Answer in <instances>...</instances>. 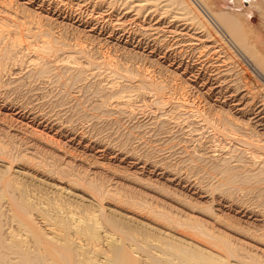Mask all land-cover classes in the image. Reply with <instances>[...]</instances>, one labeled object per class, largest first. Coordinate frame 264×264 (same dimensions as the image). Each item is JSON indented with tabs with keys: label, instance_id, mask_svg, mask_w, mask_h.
Returning <instances> with one entry per match:
<instances>
[{
	"label": "bare ground",
	"instance_id": "6f19581e",
	"mask_svg": "<svg viewBox=\"0 0 264 264\" xmlns=\"http://www.w3.org/2000/svg\"><path fill=\"white\" fill-rule=\"evenodd\" d=\"M13 1L15 0H0V80H2L3 76L9 74L11 66L14 68L17 64L23 65L25 62L27 64H32V70L30 71L31 77H33L34 80L45 77L48 79L52 76L53 71L56 72L58 70L52 65L51 60L54 59V61L59 63L58 67L56 66V62L54 66L56 68L61 67L62 70L66 67L68 72H70V75L67 74V76L69 75L67 77L62 73V76L64 75L63 77H67V79L64 78L67 80L66 83L64 79L62 80L61 74H57L58 78L61 77L58 80L56 77L57 72H54L55 77L52 78V80L54 81L56 78L57 80H55L58 83L63 81L62 83L65 82L66 84L70 81L69 84L73 85L72 83H77L80 80L83 81L86 79L87 81L90 77L93 79L95 77V80L97 79L96 73H94L93 77L90 76L91 73L87 72V70L84 71L87 67L89 71L91 70L89 67L96 66L95 68L97 69L101 64L103 66L109 64V56L106 57V55H102L103 59L98 60V58H96L98 55L95 54V56H93L92 51L87 50L84 46L82 47L78 42V44H74L73 46L66 42L61 34V36L56 35L53 28L49 27L52 23L49 25V23L45 22H51L49 20H51L52 17L50 18L49 15L43 16L42 13H36L29 9L24 3H14ZM67 2L73 3V0H58L56 3L54 1V3L57 4L55 5L56 8H59V5H66ZM83 3L86 5H92L95 9L97 7V9L101 11L104 10L103 8H108L107 11L112 10V12L117 13V6L119 5L120 10H125V13H130L131 16L136 19L143 18V16L148 14L151 17H166L167 22L175 23L173 27H175L176 24L180 25L181 32L176 25V30L175 28H173L174 30H169L171 34L173 32L177 38L184 36V40L185 36H187V41H191L189 43L190 46L194 45V47L192 46L193 48L199 46V48L204 49L202 51H200L201 49L199 50L201 54L200 56L204 53L205 57L209 52L208 57H210V61H207L210 62L212 65L211 67L215 68L214 75L216 79L214 82L218 83L216 87L217 89H220L219 92H221V89L223 88L225 90V87H228V83H230L233 86H229V89H232L231 92L234 94L231 96L232 98L234 96L237 98V94H240V92H243L244 90H246V93L244 92L245 94H242L243 97L249 96L251 101L263 97L264 93L263 95H259L253 90L256 88L255 84L258 82L257 79L264 81V72L260 69V67H263L261 64H264L262 63L264 62V56L259 52L257 45L254 42L255 39L253 41L251 36L253 37L254 35V38L256 37L258 41L263 40L264 31L260 26H257L253 22V16L259 15L260 18L264 17V0H223L221 1L223 9L221 11L219 10V12L216 10L213 11L212 8L210 9L208 7L210 5H207L209 3L206 0H79V3H74L78 7V12L80 9L84 10V8H86L83 7L86 6ZM153 26L151 25L152 28L149 27L150 30L147 35L149 37L155 36L153 38L158 42L164 41L166 43L167 39H169L167 36L168 33L165 35L166 32L163 34L162 30L156 25V27ZM184 28L186 33H184ZM146 29L148 30L147 27ZM175 36L170 38L174 39ZM26 38L29 39V42L27 40V43H25ZM30 38H32V40H30ZM176 43L177 42L174 44ZM184 43L185 42L183 41L181 42L182 45H184ZM177 44L178 45L176 46H179V42ZM185 45L187 44L185 43ZM33 51L37 55L31 59ZM60 53H64L65 56L64 54L60 55ZM59 56H62L63 58H60ZM51 57L55 58L52 59ZM117 65V71H121L123 74L114 76L115 78H112L111 82L110 79L109 83L104 79L105 77H102L105 82H101V77L98 78L101 79L98 80L99 82H92V91L96 90V94L98 93L97 90L99 87L104 91L108 90L107 92H112L114 90L110 93L112 94L110 97L104 98L101 103H96L95 107L98 112L100 111V113L102 112L103 114L108 113L109 111H112L110 109L115 105L122 110L120 112H133L134 110L132 108L134 105L131 106L130 104L133 101L132 98H134L133 95L136 92L139 96L135 95V97L153 93L152 96L154 95L155 97L154 102L156 103L157 108L159 107L160 109H164L163 107L167 108L168 106L169 108L171 107L172 110H176V108L188 105L186 102H179L180 100L174 101L172 89L175 87H172L171 89V85L168 84V82H161L163 80L160 82L157 81L149 72H147V69L143 68V70L138 67L133 69L128 67L127 69L126 66L122 67V64ZM94 67L93 69H95ZM248 70H250V72H248ZM59 71L60 70H58V72ZM63 72L66 71L64 70ZM83 72H87L84 74H87V76L90 77L83 76ZM93 72L94 71L92 70V73ZM247 73H249V75H246ZM46 78L44 80H47ZM53 81L51 82L53 83ZM86 81L85 83H87ZM210 84L213 85L212 83ZM118 85L119 89L117 88V90L115 88ZM20 86L21 83H17L15 88L19 89ZM88 86L89 83L87 87ZM62 87H65V85H62ZM128 88L129 90L133 89L136 92L133 94H126ZM115 90L119 93H116ZM120 90L122 93L125 91V94L120 93ZM114 94L120 95L116 96ZM113 99L115 101H113ZM131 99L132 101H130ZM238 100H243V98L240 96V99ZM239 102L240 101H238V104ZM132 104H134V101ZM223 109H221L222 111L220 110L221 112L217 111L216 115H218V119L216 118L214 121H211L212 119L209 120L208 116L206 117L207 113L203 115L205 119H202L208 121L209 124L212 122L215 123L214 125H211L215 127L214 129L217 133H221L223 136L234 134L236 137L237 134H239L236 138L237 140L235 139L238 146H235H237V148L240 147L239 149L242 148L243 155L242 152L240 155H235L236 151L234 152V150L232 151L234 154H217V150L214 149L212 152L213 154L210 152L206 157L204 154L194 153L192 155L193 157H190L192 160H187L194 161V164L200 162L202 167L208 170L205 173L209 178L212 177L216 179L217 177V185L226 187L227 184L229 185L227 187L230 188V191L232 190V186L237 187L239 184L245 185L244 183H246L247 187H250V189L254 188V190H257L255 187H258L259 185L257 184H260L258 188L262 187L261 191L264 192V186L261 185L264 184V142L260 139H255L257 134H259L255 132L257 127L254 129V127L250 125L249 121L253 120L252 118L248 119L249 121L247 122H245V120L242 122L243 119H241L240 122L236 121L240 118H233L235 117L233 115L235 112L233 111L234 108L232 111H225V109L223 111ZM256 109L253 110L257 111ZM262 109H264V107H262ZM81 110L83 111V109ZM168 119L170 120L171 117ZM165 121L163 120L161 125H165ZM254 121L256 122V120ZM241 122L250 129H246ZM252 124H254V122ZM258 125L261 126V123H258ZM229 137L230 135L228 138ZM233 138L234 137L232 136L231 139L233 140ZM19 141L21 142V140ZM20 148L19 142H17L14 134L11 135L8 130H4L3 128L0 129V264H264V248H260L257 242V245H255L253 244L255 242L252 243L241 237L237 238L235 235L237 232H234L238 229L236 227L237 224L234 225L235 222H233L234 220H230L231 217H227V219L225 217L226 215H223L225 213H220L222 209L219 211L218 207V209L210 207L211 205H214L215 202L209 206L207 205L208 207L205 206L206 208H202L198 207L199 204L197 205L194 202L192 204L183 199L178 200L176 196L170 194L172 197H175L172 198V201H174L175 204H172L171 201L168 203V200H166V203L162 200L163 198L158 200L159 198L156 196L158 199L155 198V200H158L156 203L158 206H156L153 201L155 206L158 207L156 208L152 207L147 199L144 200L143 206V204H141L142 202L140 204L137 201L133 202L134 200L130 202L132 199L125 201L124 198L121 197V199L123 198V200L128 204L130 203V205L134 206V204H136L141 205L144 208L149 207V210L146 209L148 211L147 213L155 218L154 221L157 219V223L151 220V222L154 223L151 224L146 222V220L144 221L143 217V220H141L134 217L132 214L129 215L118 209L104 207L102 203L103 199L108 196L113 197V194L117 193V191L113 193V187L111 188L109 185L106 186L105 180L99 181V177L93 176L92 173L89 172L93 177L87 175L89 173H84L78 170L76 168L77 166H73L75 163H64L61 161L62 158H59L60 156L53 155L54 153H52V156L50 153V155H47L45 154L46 152L36 150V147L34 148L35 150L32 151L37 155H40L39 159L41 162H39L37 158L33 161L35 158L32 155L30 158L27 157L29 155L21 153L23 151H21ZM244 148H247V151L243 150ZM65 155H67V153ZM18 159H22L24 162L26 161L25 164L27 163L28 165L30 162V166L31 164L33 166H43L45 168H43L44 170H47V172L49 171L52 176H57L58 179L59 177L66 178L68 180L67 182L70 183L71 186L73 185V188L75 186L82 188L88 196H81L78 193L75 194V191L73 193V188L70 187V185L68 186V184L66 185L64 182H61L64 181L62 180L63 178H61V181L59 179V183L52 184V186L50 183L49 185L47 182H43L44 179L42 178L43 184L47 183L49 186L53 187V190H47V186L46 188L43 187L45 190L38 188L39 184L37 182L38 185L34 184V181L32 180L35 175L32 177V172L30 173L29 171L22 170V168L15 165L18 164L17 162L15 163ZM21 161L18 162L22 163ZM197 164L195 165L196 167ZM189 166L191 165L189 164ZM192 168H194V166H192ZM49 172L47 174H50ZM196 182L197 181H195V183ZM200 182H197V184L199 185ZM195 183L193 186L197 185ZM43 184L42 186H44ZM230 184L233 185L230 186ZM81 185L84 188L81 187ZM117 185L118 184L114 186ZM200 187L202 188V186ZM207 187L202 188V192L209 194L210 189ZM215 187L213 186V189H215ZM162 188L161 190H163ZM224 190L225 189H223V191ZM227 190L228 189L226 188V192L224 191L225 194L227 193ZM258 191L260 192V189ZM167 195L169 194L167 193ZM260 196L262 195L260 194ZM263 197L264 196L261 198L263 199ZM117 198L119 199L120 197ZM152 199H154V197ZM214 199L212 200L215 201ZM150 203L153 205L152 202ZM176 203L179 206H177ZM182 203L185 204L183 205ZM186 204L189 205L186 207L187 209H184ZM262 205L264 206V199L262 200ZM180 206H183V209ZM263 210L264 209H262V211ZM200 214H204L205 218H203V215V217L200 216ZM180 228H183L184 230L181 231ZM230 228H233V230ZM240 228L241 227H239V229ZM247 228L249 229V227ZM244 229L241 228L240 230L244 231ZM248 231L242 233L246 234ZM255 232L258 234L257 230ZM249 234H251V231ZM252 236H254V239H258V236ZM262 237L263 235L261 238Z\"/></svg>",
	"mask_w": 264,
	"mask_h": 264
},
{
	"label": "rangeland",
	"instance_id": "374dc122",
	"mask_svg": "<svg viewBox=\"0 0 264 264\" xmlns=\"http://www.w3.org/2000/svg\"><path fill=\"white\" fill-rule=\"evenodd\" d=\"M17 1L15 0L13 2L24 3V5H26L29 9L35 11L36 13L40 12L43 16L49 15L50 18L52 17L51 20H49L51 22H45L49 23V25L52 23L50 26H48L50 28H53L56 35H62L63 39L69 44L74 46V44L76 45L79 43L82 47L84 46V48H86L87 50L92 51L93 56H95V54L98 55V57L96 56L98 60H102L103 56L105 55L106 57L109 56L108 58L110 59L109 64L106 66H103L101 64V66L103 67L99 65L96 69V66H92L89 67L91 70L88 71V67L84 70H87V72L91 73L92 75L90 74V76L93 77L94 73H96V80L95 77L93 79L90 76H87V74H84L87 72H83V76L90 77L88 78L89 80H80L77 83H72L73 85L69 84V81L68 84L70 86L66 84L67 80H65L70 75V72H68L66 67L64 69L66 72H63L64 70H62L61 67V69L56 68L54 65L57 62L53 59L55 57H51L53 60H50L52 61L53 67L60 71L58 72L57 70V73L53 71L52 76H48L50 78H48L49 81L46 77L45 78L47 80H44L45 78H38V80L35 79V81L34 78L31 77L30 70H32V64L30 63H28L30 64L29 66H27L28 64L26 62L25 64L23 63V65L17 64L14 68L11 66L9 74L7 76H3L2 80H0V129L3 128L4 130H8L11 135L14 134L17 142H19V147H21L20 150L23 151L21 153H24L26 155L28 154L29 156L27 157L29 158L32 155L35 158L33 161H35L37 158V160L41 162V160L39 159L40 155H37L33 152L36 149L38 151L46 152L45 154L47 155L51 154V156L52 153H54L53 155H57L58 157L60 156L59 158H62L61 161L64 163H75L76 165L73 164V166H77L76 168L78 170L84 173H92L93 176L99 177V181L105 180L106 186L109 185V187L114 188L112 189L113 193L116 191L117 193H119H114L113 197L108 196L104 198L102 201L104 207L118 209L129 215L132 214L134 215V217H137L141 220H143L144 218V221L146 220V222H149L151 224H154L153 222H156L157 219L154 221L155 218H153L152 215L147 213L148 211L146 209L149 210V207H143L145 199L148 200L149 204L152 207L158 206L156 203L161 198H163L162 200L165 202L166 200H168V203H170L171 201L172 204H175V202L172 201V198H175L172 197L173 195L176 196L178 200H187L192 204L194 202L197 205L199 204L198 207L202 208H206L215 202L214 205H211L210 207H213V209L219 208V211L220 209H222L220 213H225L223 215H226V218L231 217V219H229L231 221L234 220V225L237 224V230L245 228L244 231L240 230V232L235 230L236 228L234 226V232H237L235 234L237 238L241 237L252 243L255 242L253 244H258L260 248H264V244H262L264 243V210L262 211V209H264V206L262 205V200L264 199V197L263 199L261 198L262 196H264V192L261 191L262 187L258 188L260 184H257L259 186L255 187L257 188V190H254V188L250 189V187H247L246 183H244L245 185L239 184L237 187L232 186V190L230 191V188L227 187L229 185L227 184L226 187L223 186L224 188L222 186L217 185V177L216 179L212 177L209 178V176L205 173L208 170H206V168H203L200 162H198V164H194V161L192 162L190 160H187L191 159L190 157L194 153L204 154L206 157L208 156V154H210V152L211 154H213L212 152L214 151V149L217 150V154H234L232 152L233 150L234 152L236 151L235 155L241 154L242 148H237L238 144L236 142V138L239 134H237L236 137L234 136V134H228L223 136V134L217 133V131L214 129L215 127H213V125L215 123L212 122L211 124L213 125H211L208 121L204 120L205 118L203 115L207 113L206 117L208 116L209 120L212 119L211 121H214L218 116L216 115L217 111H220L221 109H223V107L225 111H232V109L234 108L233 111L235 112L232 113L235 117L233 118L237 119L239 117V120L235 119L238 122H240L241 119H243L242 122L244 120L245 122H247L249 121L248 119L252 118L253 120L249 121L250 125L254 127V129L257 127L255 129V132L259 133H256L257 137L254 138L256 140L260 139L264 142V109H262V107H264V81L261 79H257L258 82H256L255 84L256 88L253 90L256 91L259 95H263V97L256 98L252 101L248 95V97H243L242 94H245L246 90L240 92L241 95L238 93V96H236L237 98H235V96L232 98L231 96L234 94L231 92L232 89H229V86H232V84L230 83H228V87H225V90L223 88L221 89V92H219L220 89H217L216 87L218 83L214 82L216 79L214 75L215 68L211 67L212 65L210 64V62H208L210 61V57H208L209 52L207 53V55H205V57L204 53L202 54V56H200V51L204 49L199 48V46L197 47L198 49L193 48L194 45H192L193 47L190 46L189 43L191 41H187V36H185L184 40V36H180V38H177V36H175L173 32L171 34L170 31L174 30L173 28H175L176 30L178 27V30L180 31V25L176 24L177 27L176 25L175 27H173L175 23L169 21L167 22V18L164 16H162L161 18L156 16L151 17L148 14L146 16H143V18L141 17L139 19H136L131 16L130 13H125V10H123L122 8V10H120L119 5L117 6V13L112 12V10L107 11L108 8H103L104 10L101 11L97 9V7L95 9L93 8L94 6L89 4L86 5L84 3L83 4L86 6L83 7H86L87 9L84 8L85 11L83 9H80L79 14L77 10L78 7L77 5H75L79 3V0H73V3L67 2L66 5H59V8H56L55 6L57 5L55 4L56 1L58 0ZM50 1L53 3H51ZM206 1L209 3L207 5H210L208 7L210 9L212 8L213 11L216 10L217 12H219V10L221 11L223 9V5L221 3V1L223 0ZM64 21L66 24L64 23ZM253 22L257 26H260L264 31V17L260 18L259 15H255L253 16ZM163 23L167 24L165 25ZM151 25H156L160 30H162L163 34H165L166 32L165 35H167L168 33L167 36L169 37V39H167L166 37V43L164 41L158 42L155 38H153L155 36L149 37L147 35L150 30L149 27H151ZM146 27L148 28V30L146 29ZM184 33H186L185 28ZM172 36H175L176 40L175 38H170ZM251 38L253 41L255 39L254 42L257 45L259 52L261 53V55L263 54L264 56V37L263 40H261L263 43L261 41H258L256 37L254 38V35L253 37L251 36ZM27 40L29 42V39L26 38L25 43H27ZM30 40H32V38H30ZM182 41L185 42L187 45H185V43L184 45H182ZM175 42H179V46H176L178 44H174ZM32 53L33 54L31 55V59H33L37 55L34 51ZM63 54L60 53V55ZM58 64L59 63L56 64L57 67L59 66ZM117 64H122V67L126 66L127 69L128 67L132 69L136 67L147 69V72H149L157 81L160 82L161 80H163L161 82H168V84L171 85V89L172 87H175L172 89V96L174 101L180 100L179 102H186L188 105L176 108V110H172V108H169L168 106V109L166 107H163L164 109H160L158 107V109L156 103L154 102L155 97L154 95L152 96L153 93H148V95L138 97L139 94H137L135 90H129L128 88V90H126V94H133L134 92H136L133 95L134 98H132L134 104H132V99L130 100L132 101L130 105H134L133 108L131 107L134 110L133 112H120L122 110H120V108H117V106L115 105L113 106V108L110 107V110L112 111H107L108 113L105 114L101 112V114L100 111L98 112L96 110V103H101L104 98L110 97L112 95L110 93H112L114 90L112 92H107L108 90L104 91L101 89V87H99L97 90L98 93L96 94V90L92 91V82L97 83L99 82L98 80H101L102 77H105L104 79L108 81L107 83H109L110 79L111 82L112 78H115L114 76H119V74H123L121 71H117ZM261 65L263 67H260V69L262 70V72H264V64ZM93 67L95 69H93ZM92 70L94 71L93 73ZM54 72L56 73V75L61 74L62 80L65 78L63 77L64 75L67 76V74H69L64 79L66 83H62L63 81H61L60 85V83L56 81V78V80L54 79L53 81L52 78L55 77ZM248 72H250V70H248ZM62 73L64 74L63 76ZM246 75H249V73H247ZM56 77L58 78V75ZM100 77L101 79H98ZM104 79H102L101 82H105ZM51 81H53V83L55 84H53ZM85 81L87 83H85ZM17 83H21L19 89L15 88ZM88 83L89 86L87 87ZM210 83H212L213 85H211ZM62 85H65L66 88L62 87ZM117 88L119 89V85L115 89ZM117 90H115L116 93H119ZM121 90L120 93H122ZM122 94H125V91ZM135 95L138 96L135 97ZM240 96L243 98V100H238L240 99ZM223 99L226 101H224ZM113 101L115 100L113 99ZM238 101H240L239 104H242L239 105ZM81 109H83V111ZM253 109H256L257 111H254ZM258 110L261 111L259 112ZM94 111L98 113H95ZM170 117L172 120L168 119ZM163 120H166L165 125L163 124L165 127L161 125L163 123ZM254 120H256V122ZM253 122L254 124H252ZM258 123H261L262 127L258 125ZM244 127L246 129L249 128L245 125ZM229 135L230 137L228 138ZM232 136L234 137L233 140L231 139ZM19 140H21V142ZM38 147L40 148V150ZM243 150L247 151V148H244ZM66 153L68 156L65 155ZM21 160L22 159H18V161ZM18 161H15V163H18L15 165H17L19 168H22V170L29 171L30 173L32 172L31 176L33 177L35 175L32 180L34 181V184H39V187H37L40 189L42 188L43 190H45L44 188H46L47 186L46 189L50 190L53 188L51 187L52 184L59 183L61 181V178H63L59 177V181L57 176H52L49 171L48 172L50 174H47L48 172L47 170H44L45 168L43 166H33L32 164L30 166V162L28 165L27 163L25 164L26 161L24 162V160L21 161L22 163ZM189 164L191 166H189ZM196 164L197 167L195 166ZM192 166H194V168H192ZM90 173L87 175L92 176V174ZM42 180L43 182H47L48 184L50 183L51 186H49L50 184L48 185L47 183L43 184ZM62 180H64L61 181L64 182V184H68V186L70 185V183L67 182L68 180L66 178H63ZM195 181H197L198 183L200 182V184L198 185L197 182L195 183ZM113 182L116 183L114 184ZM41 183L44 186H42ZM194 183L197 184L199 187L197 185L193 186ZM116 184L118 185L114 186ZM215 185L217 188L215 187ZM231 185L233 184H230V186ZM261 185L264 186V184ZM200 186H202V188L208 186L207 188L210 189L209 194L203 193V189ZM213 186L215 187V189H213ZM70 187L73 188V185H70ZM75 187L72 189L73 193L75 191V194L78 193L81 196H88V194L86 195L85 191L82 188ZM81 187L83 186L81 185ZM221 187L225 190L227 188L229 191L227 190V193L225 194V190L223 191ZM161 188L163 190H161ZM259 189L260 192L258 191ZM167 193L169 195H167ZM170 194H172V196ZM227 194L230 196H228ZM260 194L262 196H260ZM152 196L154 197V199H152ZM117 197H120V200ZM121 197H123L125 201L128 199H132L130 200V202L133 200V202L137 201L139 204L142 202L141 204H143V206L136 204H134V206L130 205V203L128 204L127 202H125L123 198L121 199ZM155 198H157L158 200H155ZM212 199H214L215 201H213ZM150 202H152L153 205ZM176 205L179 206L177 203ZM188 205L189 204H186L184 209H187L186 207ZM202 215L204 216V214H200V216ZM203 218H205V216ZM151 220H153V222H151ZM239 227L241 228L239 229ZM247 227H249V229ZM180 229L181 231L184 230L183 228ZM230 229L233 230V228ZM255 229L257 230L258 234L255 232ZM246 231L248 232L246 234L244 233V235L242 232ZM250 231L251 234H249ZM252 235L258 236V239H254V236ZM262 235L263 237L261 238Z\"/></svg>",
	"mask_w": 264,
	"mask_h": 264
}]
</instances>
